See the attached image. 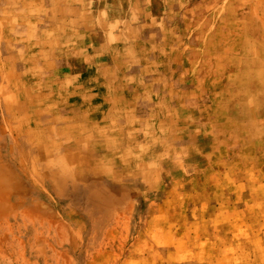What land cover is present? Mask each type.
Here are the masks:
<instances>
[{
	"label": "rangeland",
	"instance_id": "1",
	"mask_svg": "<svg viewBox=\"0 0 264 264\" xmlns=\"http://www.w3.org/2000/svg\"><path fill=\"white\" fill-rule=\"evenodd\" d=\"M84 2L0 0V264H264V0Z\"/></svg>",
	"mask_w": 264,
	"mask_h": 264
},
{
	"label": "bare ground",
	"instance_id": "2",
	"mask_svg": "<svg viewBox=\"0 0 264 264\" xmlns=\"http://www.w3.org/2000/svg\"><path fill=\"white\" fill-rule=\"evenodd\" d=\"M0 147H3L2 146V143H0ZM19 158H20V153H19V155H17ZM4 159H5V155L3 154V153H1L0 154V215H2V214H4L5 212H7V211H9V209L11 208V205L12 204H9V203H7V202H5V196L7 195V194H9L10 192H12L13 191V193L14 192H16L15 194H17V195H15L16 197H17V199H19V200H17V203L18 204H21L22 202H20V199L21 200H24L23 199V197H21L19 194H21V195H24V194H26L27 193V191L26 192H20V191H17L18 189H19V187H18V182L16 181V182H14V178L16 179V176H18L17 174L15 175V173H14V171H13V169H11L10 168V166L8 165V164H6V163H4L3 161H4ZM18 159V158H17ZM17 188V189H16ZM33 193H34V191H30L29 192V194H32V196H34L33 195ZM99 194H101V195H103V199L105 200V201H107V202H111V200L109 199V198H111L112 197V194H111V192H108V191H105V190H103V191H99ZM3 195H4V198H2L3 197ZM90 195H92V194H90ZM121 197V196H120ZM114 198V197H113ZM31 201H30V204H29V202H28V205H30V206H28L26 209H24V211L25 210H27V212L28 213H34V211L35 210H38L39 208H38V205H37V203L34 201V199H33V197L30 199ZM119 201L121 200V198H119L118 199ZM118 201V202H119ZM38 208V209H37ZM97 211H99V210H97ZM102 216H104L103 215V213L101 212L100 213V215H99V218H98V221H97V223H99V222H101V220L103 219L102 218ZM21 217H18V215H14V216H10V218L9 217H7V222H8V224L10 225V224H12V225H15V226H13V227H16V225H18V221L19 220H21L20 219ZM9 219H11L12 221L10 222L9 221ZM0 220H1V218H0ZM15 222H18V223H15ZM20 225V224H19ZM16 229V228H15ZM19 231V230H18ZM20 233V232H19ZM22 234V233H21ZM9 237H12V236H8V238ZM15 239V238H14ZM36 239V238H35ZM21 240V239H20ZM37 241V240H36ZM56 241V245H57V243L58 244H61V242L59 241L58 242V240H55ZM64 247V246H63ZM62 248V247H61ZM67 248V247H66ZM68 249V248H67Z\"/></svg>",
	"mask_w": 264,
	"mask_h": 264
},
{
	"label": "crops",
	"instance_id": "3",
	"mask_svg": "<svg viewBox=\"0 0 264 264\" xmlns=\"http://www.w3.org/2000/svg\"><path fill=\"white\" fill-rule=\"evenodd\" d=\"M84 3H86V2H84V0H82V4H84ZM32 4V3H31Z\"/></svg>",
	"mask_w": 264,
	"mask_h": 264
}]
</instances>
